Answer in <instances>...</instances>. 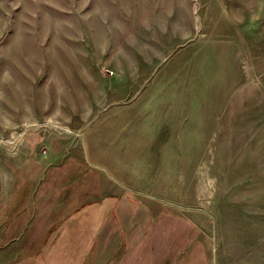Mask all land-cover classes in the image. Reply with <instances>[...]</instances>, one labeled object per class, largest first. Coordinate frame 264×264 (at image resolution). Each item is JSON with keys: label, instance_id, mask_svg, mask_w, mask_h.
Returning <instances> with one entry per match:
<instances>
[{"label": "rangeland", "instance_id": "rangeland-1", "mask_svg": "<svg viewBox=\"0 0 264 264\" xmlns=\"http://www.w3.org/2000/svg\"><path fill=\"white\" fill-rule=\"evenodd\" d=\"M227 251L264 264V0H0V264Z\"/></svg>", "mask_w": 264, "mask_h": 264}, {"label": "crops", "instance_id": "crops-1", "mask_svg": "<svg viewBox=\"0 0 264 264\" xmlns=\"http://www.w3.org/2000/svg\"><path fill=\"white\" fill-rule=\"evenodd\" d=\"M253 254H254L255 259L256 258L259 259V256H260L259 253L254 252ZM237 255L238 254L235 255L234 252L231 253L230 251H227V252L223 253L222 260L225 261V264H231V261L235 260V259L238 260V261L244 260V256L242 254H239L238 256ZM233 256H237V257L233 258ZM194 259H197V258L192 257V260H194ZM213 261H214V258H213ZM193 264H198V262H193ZM223 264H224V262H223Z\"/></svg>", "mask_w": 264, "mask_h": 264}, {"label": "bare ground", "instance_id": "bare-ground-1", "mask_svg": "<svg viewBox=\"0 0 264 264\" xmlns=\"http://www.w3.org/2000/svg\"><path fill=\"white\" fill-rule=\"evenodd\" d=\"M141 168V167H140ZM141 171H142V169H141ZM136 172V171H135ZM141 174V173H140ZM123 175V174H122ZM138 175V174H137ZM126 177V176H125ZM150 179H152V178H150ZM144 181V180H143ZM147 181V180H146ZM145 181V183L147 184V182ZM149 181V180H148ZM158 181V180H157ZM159 182V181H158ZM160 183V182H159ZM159 183H157V184H159ZM156 184V183H155ZM156 184V185H157ZM151 185V184H150ZM145 189V188H144Z\"/></svg>", "mask_w": 264, "mask_h": 264}]
</instances>
